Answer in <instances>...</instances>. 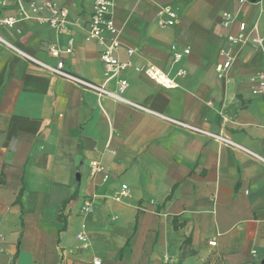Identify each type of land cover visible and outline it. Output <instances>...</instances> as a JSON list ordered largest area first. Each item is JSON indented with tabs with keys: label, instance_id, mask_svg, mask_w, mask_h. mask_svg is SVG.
I'll return each instance as SVG.
<instances>
[{
	"label": "crops",
	"instance_id": "0c3cea01",
	"mask_svg": "<svg viewBox=\"0 0 264 264\" xmlns=\"http://www.w3.org/2000/svg\"><path fill=\"white\" fill-rule=\"evenodd\" d=\"M45 1L69 10L66 30L22 20L0 32L51 65L59 59L50 46L72 41L65 69L118 92L102 46L87 39L94 0H0V9ZM167 5L177 13L171 26L158 21ZM224 12L235 15L230 27ZM113 17L120 60L177 83L162 86L134 66L120 73L123 97L151 112L0 46V264H264V161L166 119L222 131L264 157V94L253 93L264 0H114ZM255 27L260 44L229 39ZM173 46L190 52L174 61ZM226 52L233 60L219 77ZM92 161L103 172L92 176ZM123 184L129 195L114 199Z\"/></svg>",
	"mask_w": 264,
	"mask_h": 264
},
{
	"label": "built area",
	"instance_id": "2783aa9c",
	"mask_svg": "<svg viewBox=\"0 0 264 264\" xmlns=\"http://www.w3.org/2000/svg\"><path fill=\"white\" fill-rule=\"evenodd\" d=\"M246 0H241V2H245ZM113 6L114 0H94L93 8L90 15L89 23H88V33L87 39L94 40L98 42L102 46L101 52V60L105 66V75L106 81H109L113 78H117L118 83V92H114L109 90L105 84H97L94 82H90L78 75H75L65 69V63L61 59L63 54H69L73 51L72 41H70V45L64 49L58 48L54 45L50 46V53L58 58L57 65L48 64L27 51L23 50L19 46H17L14 42L6 38L0 32V46L7 48L24 59L32 62L33 64L49 71L50 73L66 78L73 83L83 86L89 90L96 92L98 95H111L116 97L117 99L123 100L130 106L151 112L149 108L144 106L141 103L135 102L130 99H126L123 97L126 89L129 86V82L126 78L121 77L120 73L131 66H134L130 61H122L117 56V51L121 46V41L118 37V29L115 24V20L113 17ZM47 12V14H46ZM69 10L65 7H60L56 3L52 1H45L43 3L31 2L29 4V8H25L23 5L19 4L17 12L15 14H6L2 9H0V28L6 26H14L16 23L22 20H33L38 23H47L53 29L58 31H64L69 27ZM166 15L167 18H163ZM177 13L172 8V6H163L158 11V21L163 26H171L176 22ZM235 19V15L231 12H224L222 16V24L225 27H230L232 22ZM256 27L251 33L241 32L238 35H230L229 39L232 43H247L250 40L255 44H260L262 42V37L256 33ZM109 34V35H108ZM253 34V35H252ZM173 50V59L174 61H179L183 58L184 55L190 52L189 48H184L183 50H177L176 46L172 47ZM134 52L133 49L129 48L128 53L132 54ZM227 59L224 63L219 64L217 66L218 76L224 77L227 74L228 69L232 63L233 57L231 52H226ZM137 71L145 72L150 78L155 80L157 83L161 84L165 87H175L177 83L174 78L169 76L166 72L161 70L155 66H134ZM179 75L183 76L186 74V71L181 69L178 72ZM255 86L253 88V93L255 94H264V70L259 71L254 77ZM167 120L177 124L191 132L204 135L209 137L216 142L227 145L235 150H239L245 152L257 159L264 161V157L257 154L250 148L244 146L243 144L235 141L229 135L224 132H214L207 130L205 128L187 123L182 120L174 119L166 117ZM104 167L99 161H92L90 164L91 175L95 176L98 173L103 172ZM129 195V187L127 184H123L121 189L114 193L113 197L116 200H122L124 197ZM83 212L89 214L93 211V203L91 199H87L82 207ZM78 238L85 246L87 244L88 238L87 236L80 232L78 233ZM211 245H216V240H211L209 242ZM94 263H99L98 259H94Z\"/></svg>",
	"mask_w": 264,
	"mask_h": 264
}]
</instances>
